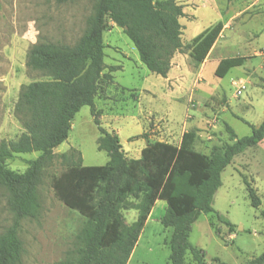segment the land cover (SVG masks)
I'll return each instance as SVG.
<instances>
[{
    "label": "rangeland",
    "instance_id": "rangeland-1",
    "mask_svg": "<svg viewBox=\"0 0 264 264\" xmlns=\"http://www.w3.org/2000/svg\"><path fill=\"white\" fill-rule=\"evenodd\" d=\"M183 5L184 47L172 58L167 77L150 71L134 42L111 20L104 32L105 62L120 69L109 72L95 98L101 124L119 134L129 158L156 142L179 145L184 132L195 133V150L211 155L216 147L232 143L227 126L238 137L252 133L264 120V0H177ZM93 0H0V142L17 139L24 131L15 107L22 85L49 79L27 66L28 52L38 41L75 44L86 29ZM223 23V30L205 61L196 66L189 45L205 29ZM248 56L242 66L224 77L215 70L221 59ZM147 133L146 137H136ZM100 131L91 107L76 114L68 139L55 151L39 186L41 209L26 217L19 230L24 251L19 264H76L77 235L85 217L55 194L54 177L63 173L72 153L83 165H103L109 160L99 150ZM39 152L20 153L6 161L14 172H25L28 160ZM223 184L214 197L215 212L202 213L189 239L202 248L209 264L216 257L228 264H244L264 253V140L234 157L222 174ZM247 180L261 199L251 204ZM9 192L0 185V234L14 221ZM135 203L139 197H131ZM167 203L157 200L128 264H169L172 227L161 220ZM126 223L137 219L136 209H123ZM221 215V217H219ZM231 221L228 225L226 221ZM185 264H196L188 253Z\"/></svg>",
    "mask_w": 264,
    "mask_h": 264
},
{
    "label": "trees",
    "instance_id": "trees-1",
    "mask_svg": "<svg viewBox=\"0 0 264 264\" xmlns=\"http://www.w3.org/2000/svg\"><path fill=\"white\" fill-rule=\"evenodd\" d=\"M69 1L73 0H56ZM93 1L86 29L75 44L43 40L28 52L27 66L49 79L22 85L15 112L25 131L17 139L0 142V185L9 192L14 214L12 225L0 234V264L21 262V221L39 213V186L45 170L53 163L55 148L68 139L76 114L86 105L100 131L98 148L107 152L109 160L103 165L76 163V150L72 149L71 154H62L63 160H69L68 168L52 180L56 196L85 217L77 235L76 264H128L157 200L167 203L162 224L173 228L169 264H185L188 253L196 264H209L204 250L189 239L192 226L202 213L215 212V194L234 157L264 140V120L259 126L251 125L252 133L242 137L228 125L235 141L216 147L211 155L195 150V133L186 131L179 145L156 142L144 147L140 157L129 158L119 134L101 124L95 109L101 81L111 79L109 72L120 69L105 62L107 22L123 29L150 71L167 77L174 54L184 47L180 19L185 11L177 0ZM222 30L223 23L218 22L193 38L189 54L196 66L205 61ZM247 58L221 59L216 75L224 77ZM107 68L109 72H105ZM34 151L39 155L27 161L25 172L6 167L7 160ZM245 183L252 206L259 207L256 190L247 180ZM133 196L139 197L137 203L131 200ZM123 209H136L137 219L126 223ZM260 214L264 220V207ZM226 223L232 225L229 220ZM214 264L228 263L216 257ZM244 264H264V253Z\"/></svg>",
    "mask_w": 264,
    "mask_h": 264
},
{
    "label": "crops",
    "instance_id": "crops-1",
    "mask_svg": "<svg viewBox=\"0 0 264 264\" xmlns=\"http://www.w3.org/2000/svg\"><path fill=\"white\" fill-rule=\"evenodd\" d=\"M56 148H57V147H56ZM56 148H55V149H56Z\"/></svg>",
    "mask_w": 264,
    "mask_h": 264
}]
</instances>
